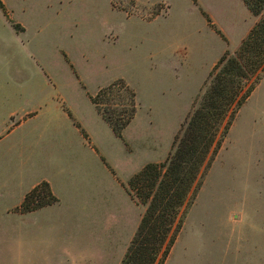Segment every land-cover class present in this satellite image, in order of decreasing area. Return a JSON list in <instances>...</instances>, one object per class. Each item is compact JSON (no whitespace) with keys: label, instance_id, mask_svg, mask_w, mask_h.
Returning a JSON list of instances; mask_svg holds the SVG:
<instances>
[{"label":"crops","instance_id":"obj_1","mask_svg":"<svg viewBox=\"0 0 264 264\" xmlns=\"http://www.w3.org/2000/svg\"><path fill=\"white\" fill-rule=\"evenodd\" d=\"M108 1L115 10L113 0ZM134 1L144 11L166 2L172 28L165 35L157 30L153 35L139 33L157 57L150 69L154 82L149 90L156 106L143 107L135 93L137 110L132 121L146 109L147 115L184 118L211 68L226 50L237 49L256 18L243 0ZM0 2L5 9L4 1ZM8 19L16 34L26 32L22 24ZM154 22L148 21L146 27ZM109 30L105 26L104 33L113 35ZM164 38L177 39L180 45L163 50ZM59 57L77 77L71 54L59 51ZM28 62L43 77L37 84L26 79L19 82L0 66V134L17 135L0 148V163L11 158L16 166L13 176L0 175V264H120L144 212L129 196L127 182L145 165L164 160L177 123L162 156L153 157L155 150L126 138L132 121L118 138L91 102L99 89L122 78L104 81L89 91L78 77L71 84L53 80L45 64L33 55ZM115 139L121 152L137 155L139 160L123 180L111 165ZM42 182L57 201L22 211L25 196Z\"/></svg>","mask_w":264,"mask_h":264},{"label":"rangeland","instance_id":"obj_2","mask_svg":"<svg viewBox=\"0 0 264 264\" xmlns=\"http://www.w3.org/2000/svg\"><path fill=\"white\" fill-rule=\"evenodd\" d=\"M3 1L6 12L0 9V66L9 70L10 77L34 84L42 80L29 65L28 58L33 55L45 64L53 80L71 84L78 77L91 91L104 81L122 78L113 82L129 81L143 107L156 106L149 90L154 82L150 69L157 57L139 33H169L172 27L166 2H157L144 11L134 0H113L115 10L108 0ZM8 17L22 24L26 32L16 34ZM151 20L155 21L152 27H146ZM105 26L118 38L104 33ZM177 45L180 43L174 38L161 40L163 50ZM235 50L226 51L233 54ZM59 51L71 54L77 77L63 65ZM91 57L95 58L92 62ZM261 78L203 167L165 264H264V73ZM192 106L178 120L159 117L156 112L147 115L148 110H143L129 125L126 138L155 150L153 157H161L176 123L172 144ZM16 136L0 134V148ZM116 140L111 165L116 177L123 180L133 173L139 160L137 155L121 152ZM15 170L11 158L0 163V175L10 177Z\"/></svg>","mask_w":264,"mask_h":264},{"label":"trees","instance_id":"obj_3","mask_svg":"<svg viewBox=\"0 0 264 264\" xmlns=\"http://www.w3.org/2000/svg\"><path fill=\"white\" fill-rule=\"evenodd\" d=\"M243 2L257 18L255 24L235 52L226 51L212 68L167 158L145 165L127 182L129 196L144 207V212L120 264H165L203 167L262 79L264 0ZM0 9L5 12L1 2ZM90 99L121 138L137 110L133 89L118 80L99 89ZM56 201L48 184L42 182L25 196L21 210L33 211Z\"/></svg>","mask_w":264,"mask_h":264}]
</instances>
